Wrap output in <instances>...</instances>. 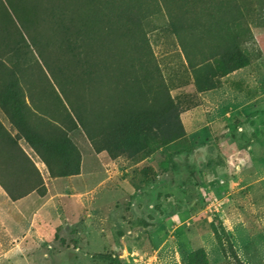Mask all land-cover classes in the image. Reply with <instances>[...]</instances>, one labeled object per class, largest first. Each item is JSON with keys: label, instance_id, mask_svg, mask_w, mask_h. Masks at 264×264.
<instances>
[{"label": "rangeland", "instance_id": "374dc122", "mask_svg": "<svg viewBox=\"0 0 264 264\" xmlns=\"http://www.w3.org/2000/svg\"><path fill=\"white\" fill-rule=\"evenodd\" d=\"M110 5L0 0V125L27 158L0 136V177L24 195H0V264H264V0ZM66 30L118 67L144 41L143 71L86 88ZM235 50L249 65L228 72ZM121 111L151 131H120Z\"/></svg>", "mask_w": 264, "mask_h": 264}, {"label": "trees", "instance_id": "16d2710c", "mask_svg": "<svg viewBox=\"0 0 264 264\" xmlns=\"http://www.w3.org/2000/svg\"><path fill=\"white\" fill-rule=\"evenodd\" d=\"M111 5L114 2V0H110ZM15 18L17 23L19 24V27L23 30V33L20 34V37L23 38L24 34L27 35L31 41V43L34 44V37L30 36V28L32 26V22L30 20H26L22 17H20L18 14L15 13ZM111 21H107L106 24L109 25ZM112 24V23H111ZM170 29L172 33H177V29L173 24H170ZM106 30V28H104ZM110 30V29H108ZM240 35H244L242 32ZM239 34H231V39H234L237 41L240 37ZM64 48L67 55L70 56V59L77 65L79 71H80V79L83 81L86 88H93L96 87H104L105 85H112L115 81V79L120 78L123 79L122 76L124 75H132L133 73H136L137 71L142 72L144 69V64L142 63V57L145 52L144 47V41H138L134 42L131 46H128V51H130V55L132 56V64L131 66L125 67V66H114V64L109 65L105 62V60L101 59V56L97 54V51L95 48L93 49V45L89 43V41L85 40L84 37L80 36L78 32L70 33L68 30L65 31L64 36ZM226 65L228 66V72L242 69L244 67H247L249 65L248 59L239 51L235 50L233 53H230L227 56ZM153 72L156 74L157 70H153ZM11 76L14 77V73L11 72ZM142 80L146 81L147 79L142 76ZM138 76L135 75L134 78H132L131 83L135 85H138L139 83ZM113 88H117L116 84H113ZM12 89H13V99L11 100L14 106L19 107V111L22 114V122L25 124V133L26 138L29 143L34 147V144H39L40 139L37 135L33 134L31 130L28 129L27 124L25 123V107H24V101L22 99V95L19 92L16 84L13 82L11 83ZM139 86V85H138ZM116 90V89H115ZM2 99V104H6L10 102L9 96L6 93H2L0 95ZM24 107V109H23ZM86 113L83 110V107H80V105L73 108L72 117L67 116V119H69V123L71 125L70 130L77 129L78 127L82 128L83 130H86V123L88 121V118L86 116ZM121 115H119L118 120L122 123L127 122V126L122 125L120 128V131L130 130L133 133H136V131L143 130L148 128L149 131L151 129L148 127V117L142 116L137 111H131L128 114H125L123 111L120 112ZM163 126V125H161ZM0 136L2 138V143L7 144L9 149H15L20 154L21 158L24 159V161L27 162L26 156L17 148L16 143L13 141V139L10 137V135L2 128L0 125ZM2 166V162L0 163V167ZM0 188L5 192L7 197L10 201H17L21 199L24 195H17L10 185L2 178L0 177ZM205 264V263H202Z\"/></svg>", "mask_w": 264, "mask_h": 264}, {"label": "crops", "instance_id": "0c3cea01", "mask_svg": "<svg viewBox=\"0 0 264 264\" xmlns=\"http://www.w3.org/2000/svg\"><path fill=\"white\" fill-rule=\"evenodd\" d=\"M0 195H5L4 193H3V190L0 188Z\"/></svg>", "mask_w": 264, "mask_h": 264}]
</instances>
